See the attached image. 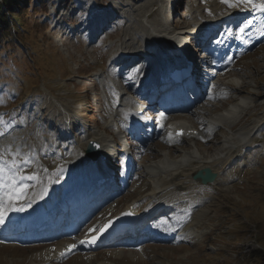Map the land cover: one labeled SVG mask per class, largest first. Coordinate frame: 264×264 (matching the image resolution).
I'll return each instance as SVG.
<instances>
[{"label":"rangeland","instance_id":"rangeland-1","mask_svg":"<svg viewBox=\"0 0 264 264\" xmlns=\"http://www.w3.org/2000/svg\"><path fill=\"white\" fill-rule=\"evenodd\" d=\"M40 1L31 0L19 14L21 20L18 23L12 19L14 16H8L9 24H5V20L0 23V173H6L12 167V174L16 179L23 180L32 174L30 171L33 169L39 175L46 174L49 168L51 170L55 166L54 157L60 154L63 159L74 161V156L79 151L72 156L71 147L84 139L86 131H89L88 135L101 137L104 128H109L106 138L109 144L119 136V133L112 131L116 127L111 126L114 123L111 110L115 109L107 99L102 102L97 100L98 106L96 103V92L102 91L98 80L103 73L97 66H102L103 69L105 66L102 54L104 46L100 45L98 50L94 46H98L102 39L106 41L110 51L116 47L129 50L132 48L129 46L140 47L142 43L152 45V37L157 38L158 34L168 32L162 26L173 28L177 34L184 35V26L197 19L203 6L198 0H186L187 5L192 7L190 12L179 7L170 14L165 9V0H47L42 4ZM101 5L109 8L101 10ZM219 7L216 5L215 9ZM98 11L101 16L105 14L107 20L119 12L113 20L118 21V29L113 34L117 41L102 34L94 42H83L82 45L77 42L79 33L64 34L63 31L69 26L68 21L79 24L87 20L89 14ZM0 13L3 15V11ZM6 15L7 11H4V16L8 18ZM180 23H183L182 27H179ZM113 42H116L115 46L112 45ZM236 71L239 72L238 76L230 78L229 81L246 82L253 92L263 94L264 90L260 87L257 90L253 86L257 79V86L264 89V43L244 56L235 68ZM101 78L105 82L107 76L103 75ZM98 87L100 90L95 89ZM260 99H264V95ZM252 102L253 96L247 91L239 93L237 104L228 105L225 111H219L221 102H216L214 105L217 107L214 106L207 115L212 121L210 128L223 124V119L217 121L216 117L229 116L232 108H237L236 117L240 118ZM261 105V109L255 111L262 112L237 129L231 130L225 124L224 127L215 129H219L218 135L222 137L220 142L217 137L211 142L184 140L181 145L174 147L177 153L183 154L180 159L170 160V149L167 146L164 149L158 143L151 146L154 154H161L162 163L174 168L179 161L191 159V152L201 156L198 151L199 144L204 145L210 156L215 158L222 156L224 151L216 152L217 143L224 147L234 141L238 146L241 144L240 138L247 133L252 136L251 143L246 146L250 148L240 147L236 151V157L229 160L226 170L222 168V161H218L217 168L226 173L222 176L227 177L223 184L215 183L207 187L208 192L203 196L207 201L198 208L188 226L189 232L197 225L203 227L196 231L200 232L197 236L195 234L192 238L187 237L183 234V229L180 238L174 241L151 243L143 248H117L94 254H79L55 264H264V136L255 133L259 124L264 121V106ZM253 121L256 123L247 125ZM52 124L55 131L51 128ZM74 128L81 132L74 133ZM260 128L262 131L259 132L263 134L264 125ZM62 129L74 134V137L67 142L59 141L57 137L61 136ZM86 140L81 143V149L85 147ZM66 146L70 147L69 153ZM41 147L46 152L40 151L38 155L41 162L34 163V159L37 160L35 152ZM254 149L257 150L253 155L250 151ZM244 161L247 163H243ZM157 162L158 160L153 164H146L141 185L139 182L132 185L121 199L122 204L146 197L150 189H153L152 186L143 190L149 182L158 179L156 175L154 178L147 174L149 171H156ZM77 164L78 162L76 167ZM162 176L174 179L169 191L174 190V185H178V189L187 187V179L191 183L195 181L193 176H188L182 169L164 172ZM2 185L4 181L0 178L1 189ZM17 191L20 195L28 192L22 187H17ZM192 195L195 196V193ZM186 238L189 240H183ZM36 248L38 247L2 245L0 264H33ZM46 251L44 249L36 254V258L47 253Z\"/></svg>","mask_w":264,"mask_h":264},{"label":"bare ground","instance_id":"bare-ground-1","mask_svg":"<svg viewBox=\"0 0 264 264\" xmlns=\"http://www.w3.org/2000/svg\"><path fill=\"white\" fill-rule=\"evenodd\" d=\"M181 0H175V3L177 4V3H179ZM123 4H125V3H123ZM176 6V5H175ZM88 13H90V12H88ZM119 13V12H118ZM117 13V14H118ZM220 15H223V14H220ZM97 22H98V24H102V25H104V22H105V24H106V22L108 21L107 19H105V14H103L102 16L100 15V14H97ZM95 18H96V16H95ZM109 19L110 20H113V18L111 17H109ZM157 20V19H156ZM82 24H81V27L80 28H82L83 27V25H84V23H83V21L81 22ZM86 24L87 25H92V23L90 22V21H87L86 20ZM192 23L191 24H188V26H184V28H186V32H184V35H179L180 33H178L177 34V31H175V30H171L169 27H166V26H162L166 31H171V32H174V34L173 35H176V37L177 36H180L179 38H180V40H182L183 39V37L185 36V38L189 35L188 34V31H190L191 32V30H192ZM183 31V30H182ZM155 33V32H154ZM183 36V37H182ZM156 36H154V38L152 37V39H151V44H155L156 45V47H159V44L161 43H158L160 40L159 39H157V38H155ZM131 39H133V38H131ZM148 39V38H147ZM114 43V42H113ZM147 44V43H146ZM142 44H141V46L140 47H134V46H129V47H132L131 49H129L128 51H130V53H132L133 52V55H132V57H137V56H139V55H141V54H144V55H148L147 53H146V51H147V48H144L143 50H142ZM125 47L126 46H124V48L123 49H125ZM127 49V48H126ZM125 49V50H126ZM121 50H122V47H121ZM142 50V51H141ZM123 51V50H122ZM148 52H150V51H148ZM228 77V76H227ZM256 80V82L255 83H257V79H255ZM249 83V82H248ZM225 84H227V85H225ZM224 87V89L225 90H227V89H229V87L231 88V89H233L235 92H239V93H241V92H244V91H247V92H249L252 96H253V102H252V104H251V106H250V108L247 110V112L245 113V114H243V116H239V117H241L240 118V120L238 121V123H236L235 121L237 120V117L235 116V115H231V117H229V118H226L225 119V122H224V124L225 125H228L229 127H231L232 129H234V128H237V126H242V125H244V123H246V122H248V121H250V119L254 116V115H257L259 112H262L261 110H259V111H255V110H257V109H261V104H263V106H264V102H262V101H264V99H260L263 95H264V89L261 87V86H257V84H255L254 86H253V88H255V89H257V90H259V88L258 87H260L261 89H262V91H263V94H261L260 92H253V89H249V87L246 85V82L244 83L243 81H241V82H234V81H230V82H228V83H225V82H223L221 85H219V87ZM247 89V90H246ZM255 89H254V91H255ZM252 91V92H251ZM255 96H256V100H255ZM230 99H232L233 101H237L239 98L237 97V96H234V95H231V98ZM229 99V100H230ZM211 105V104H210ZM214 105V104H213ZM211 107H212V105H211ZM193 114L194 115H196V120H195V122L193 123V124H191L190 123V125H184V124H182V125H180V126H184V127H188V128H190V129H192L193 130V132H194V130L195 129H197V127L195 126L196 124H199V125H204V126H206L207 124H208V122H209V119H208V117L206 116L207 114H209L206 110H203V109H196V111H193ZM256 123V121H253V122H249L247 125H253V124H255ZM195 124V125H194ZM264 125V121L263 122H261L260 124H259V126H258V130L257 131H260L261 130V126H263ZM178 127V126H177ZM177 127H175V128H173V130H175ZM230 129V128H229ZM254 129H256V128H253V130ZM108 130H110L109 128L107 129V131ZM200 130V129H199ZM256 131V132H257ZM201 133H203V136H206V133H205V131L204 130H200V133L199 134H201ZM92 134V133H91ZM245 137H247V136H245ZM243 139H244V137H242ZM243 139H241L240 138V141H242ZM85 139H83L82 141H81V143H83V141H84ZM95 141V140H98V141H100L101 143H103V144H105L104 143V141L106 140V136H99V137H97L96 135H88L87 136V140L84 142L86 145H85V147H84V145L82 146V148L83 149H85L86 148V146L88 145V143H90L91 141ZM168 141H169V139H167ZM217 140L220 142L221 140H222V137H221V135H218L217 136ZM245 140V142H244V144H243V146L242 145H239L238 146V148H236V149H234L233 147H235L236 146V142H232L231 141V144L230 145H228V146H222V145H219V143H217L216 145L218 146V148H217V151L216 152H218V150H224L223 151V154H222V156H220V157H211L210 156V152H208V151H206L205 150V147H204V145H199V150L201 151V153L202 154H204V156L201 158H197V156L195 155V153H194V155L192 154L191 155V157H192V159L191 160H189L188 162H184V161H179V163H178V167L180 168V169H182V171H185L186 172V174L188 175V176H190V175H192V174H194V173H196L198 170H200V169H202V168H204V167H208V168H211L213 171H215V172H217V174H218V177L216 178V180L215 181H212L213 183H221V184H223L224 182H225V179H226V177L227 176H222V174L223 175H226V173H224V171H222L221 169H219V168H217V164H219L218 163V161L219 160H221L222 162H220L221 164H223L222 165V168H223V170L225 169H227L228 168V162H229V160L233 157V156H235L236 155V151H238V149H240V147H244V146H246L245 144H249V142L250 141H248L247 139H244ZM208 145H211V144H208ZM105 146H106V144H105ZM210 148V147H209ZM213 148V147H212ZM246 148H248V147H246ZM170 150H169V156H168V158L170 159V160H177V159H180V157L182 156V153H177L176 152V150L174 149V146H172L171 148H169ZM102 150H105V147H104V145H103V148H102ZM84 151V150H83ZM211 151H213V150H211ZM104 154V153H103ZM103 154H101V156H103ZM85 155V156H84ZM84 156V157H83ZM158 156H161V154H158ZM79 158H81L82 160H80ZM77 160H76V163L78 162V164H77V168L80 170V172L82 173V170H83V167H85L86 169H87V175H79V173L77 172V174L75 175V177H76V179H78V181L79 180H83V179H85V178H87V177H91V175H92V170H94V168L95 167H93L94 165H92L91 164V162L93 163H97V164H99L98 162H96V161H91V159L89 158V156H87L85 153H83L80 157H79ZM62 161V160H61ZM74 164V163H73ZM160 164V163H159ZM159 164H156L155 165V167H156V171H154V173L152 172H148V174L152 177H155V173H157V175L159 174V173H161V172H164V171H166V167L164 166V165H159ZM91 165H92V167H91ZM74 166L76 167V164H74ZM91 168V169H90ZM34 171H32V173H33ZM37 176V174H36V172L35 173H33L32 174V177H36L35 175ZM162 174V173H161ZM58 174H56V175H53L52 177H53V179H56V178H54V176H57ZM222 177V178H221ZM219 178H221L220 180H219ZM189 179H187L186 181L188 182L187 183V185H189L190 187H192L193 188V185H200V183H191L190 181H188ZM157 182H160V183H157ZM153 184H155V186H154V188L153 189H150L151 191L147 194V196L145 197V198H143L142 200H139V199H136V200H134L133 202H131V204H133V203H135V204H137V205H139V203L141 204V209H144V208H146V207H148L149 205H150V207H148V209H151V207H159V206H162V207H166L167 206V203H165L164 201H162L161 199H160V197H163V196H166L167 195V193H173V192H176L177 191V188L176 187H174L175 188V190H173V191H169L170 190V187H171V185L173 184V181L172 180H170V179H166V178H164V177H159L158 179H156V181L155 182H152L151 181V183L149 182V184H147L146 185V187L145 188H152V185ZM158 185V186H157ZM157 186V187H156ZM200 188H202V186L200 187ZM54 189H56V187H54ZM53 189V190H54ZM194 192V190H191L190 191V193L186 196V198H187V200L189 201V203H193V202H196V201H198L199 200V197H195V196H193L192 195V193ZM169 198H172V199H175V197H176V195H174V193L173 194H170L169 196H168ZM152 198V199H151ZM11 198H9V200H10ZM24 203H25V205L26 206H29L32 202H34L33 201V199L32 198H30V197H27L24 201H23ZM155 204H157V205H155ZM140 208H139V210H140ZM168 208V207H167ZM199 224H201V223H199ZM189 226V225H188ZM203 227L202 226H198L197 228H194L193 230L195 231V230H201ZM198 233H200V232H195V233H192L191 235H195L196 234V236L198 235ZM58 248H60V247H57V249ZM47 251V253H45V254H41V255H39V256H37V258H41L42 259V261L45 263V261H47L46 259H45V256H48V259H49V264H51V261H54V258H56L57 257V254H56V252H54L53 251V249L51 248V247H46L45 248ZM54 258H53V257ZM43 262H41L40 264H43Z\"/></svg>","mask_w":264,"mask_h":264},{"label":"trees","instance_id":"trees-1","mask_svg":"<svg viewBox=\"0 0 264 264\" xmlns=\"http://www.w3.org/2000/svg\"><path fill=\"white\" fill-rule=\"evenodd\" d=\"M47 0H41L40 3H45ZM27 4H30V0H3L2 3H0V12L3 11V15L0 13V23H2L4 20L5 24H9L10 17L12 18L15 23H18L20 18V12L21 8L25 7ZM4 11H8V15H6L8 18L4 16Z\"/></svg>","mask_w":264,"mask_h":264},{"label":"water","instance_id":"water-1","mask_svg":"<svg viewBox=\"0 0 264 264\" xmlns=\"http://www.w3.org/2000/svg\"><path fill=\"white\" fill-rule=\"evenodd\" d=\"M215 177V174L211 172L210 169H207V176L203 177L204 181L213 180Z\"/></svg>","mask_w":264,"mask_h":264}]
</instances>
